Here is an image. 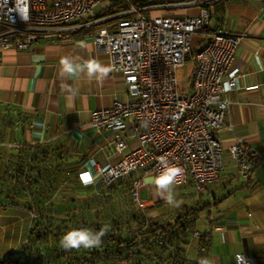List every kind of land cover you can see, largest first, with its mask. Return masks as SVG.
<instances>
[{
  "label": "crops",
  "instance_id": "0c3cea01",
  "mask_svg": "<svg viewBox=\"0 0 264 264\" xmlns=\"http://www.w3.org/2000/svg\"><path fill=\"white\" fill-rule=\"evenodd\" d=\"M107 7L99 5L94 15L84 16L92 23L86 26L43 27L28 48L3 49L0 45V129L11 130V135L0 144L13 148L18 143L61 146L73 163L70 168L59 169L12 167L5 169L6 173L0 168V227L4 228L0 233V254L7 246L18 248L27 226L35 221L96 222L94 215L89 216L95 211L84 209L111 207L107 202L97 205L69 199L68 195L77 197L84 189H68V172L77 175V182L82 181V174L90 175L91 186L97 188L102 176L95 167L120 158L117 140H126L124 153L137 146L138 137L129 132L130 119L122 129H98L91 123V111L108 107L116 100L127 101L130 95L119 72L111 70L101 81L89 79L86 74L68 78L60 75L59 64L63 56H70L77 62L95 59L111 68L105 49L92 41L94 28L112 27L117 20L112 17L115 12L106 13ZM208 9L212 20L206 32H231L240 37L232 62L240 71L238 85L226 95L230 103L217 133L226 143L241 138L264 154V1L221 0L209 4ZM176 11L173 12H184ZM196 11L192 8L185 12ZM193 39L199 45L195 42L198 36ZM132 176L143 178L141 200L134 204L124 202V216L133 205L138 206L144 214L143 225L173 222L185 205L203 208L190 227L172 238L161 232V226L155 233H143L133 218H117L120 222L110 226L112 232L132 239L119 246L121 251L130 253L127 264H189L193 260L198 264L202 257L214 260V264H235L239 252L256 256V264H264V161L245 176L234 167L226 152L224 167L214 182L201 190L194 188L189 177L174 185L176 199L181 201L179 207L170 206L157 195L152 184L154 176L144 174L142 167ZM41 193H45L46 199L39 200ZM103 222L110 225V218ZM5 242L7 246L3 245ZM107 252H112L111 247ZM106 261L115 264L110 256Z\"/></svg>",
  "mask_w": 264,
  "mask_h": 264
},
{
  "label": "built area",
  "instance_id": "2783aa9c",
  "mask_svg": "<svg viewBox=\"0 0 264 264\" xmlns=\"http://www.w3.org/2000/svg\"><path fill=\"white\" fill-rule=\"evenodd\" d=\"M103 1L0 0V45L24 49L43 27L92 24L83 17L94 15ZM110 1L123 9L112 15L117 19L112 27L93 29L92 41L105 49L112 71L121 73L130 99L94 109L91 123L98 129H122L130 119L129 132L138 137V144L124 153L126 140H117L120 158L95 167L102 181L110 183L141 167L144 174L155 177L163 158L184 169L177 184L189 177L194 188L201 190L217 180L226 152L234 167L249 175L264 161V154L241 138L226 143L217 133L230 103L226 95L236 88L240 75L232 64L239 35L205 31L212 20L208 5L221 0H144L140 5L132 0ZM162 8L184 12H159ZM192 8L197 11L185 12ZM145 10L159 13L147 15ZM24 12L27 21L21 18ZM195 36L199 45L194 43ZM187 62L192 67L190 75L184 72ZM81 180L92 182L90 175L82 174ZM142 185L143 178L136 176L132 182L135 201L141 200ZM256 263V256L235 255V264Z\"/></svg>",
  "mask_w": 264,
  "mask_h": 264
},
{
  "label": "trees",
  "instance_id": "16d2710c",
  "mask_svg": "<svg viewBox=\"0 0 264 264\" xmlns=\"http://www.w3.org/2000/svg\"><path fill=\"white\" fill-rule=\"evenodd\" d=\"M132 1L134 4L140 5L144 0ZM107 9L108 11L106 13H114L122 10L123 7L119 3H111ZM10 135L11 130L8 132L6 128L0 129V142H5V137ZM72 166V161L64 155V149L61 146H54L48 143H36L34 145L29 143H18L13 148L12 146L7 147L6 145L0 144V168H3L4 172L6 171L5 169H10L12 167L19 170L35 167L59 169L65 167L70 168ZM133 173L134 172L128 173L110 183L102 181L99 186L95 188L91 186V183H82L80 180L77 182L75 179L77 175H71V173L68 172V189L77 186L83 187L84 189L83 193H78L80 195L77 197L68 195L69 199H76L82 202H97V205H104L105 202H107L111 207L84 209L86 211H95V213L87 215H94L96 222H90V220L76 221L69 224H52L51 222L40 223V221L33 222L27 226L24 241L18 248H7V242L3 244L7 247L5 249L6 251L0 254V264H106V260L109 256L112 263L127 264L130 259V253L121 251L119 246L123 243H130L132 239H128L126 235H119L117 231L112 232V229L102 238L100 247L104 246V248L100 250L84 248L66 250L61 246L60 241L63 235L72 228L87 226V228L99 231L104 225L103 220H108V218H110L111 227L114 226V223L117 224L120 222L117 218H133L138 221L136 225L139 228H137L143 233H155L157 228L161 226V232L167 234V238H172L174 234L179 231H185L186 228L192 225L203 206L197 208L185 205L183 210L177 213L173 222H166L160 225L157 223L145 224L147 229H143L145 225L141 224L144 214L138 206L133 205L131 210L124 216V205H126L124 202L130 201L133 204L135 203V199L132 195V182L135 178L132 176ZM38 198L39 200L40 198L46 199L45 193L39 194ZM72 210L76 209L72 208ZM109 247H111L112 252L108 254L107 249ZM175 250L176 254H178L179 250ZM196 262L197 260H193L190 263L196 264ZM136 263H139V261ZM174 263L176 264V262Z\"/></svg>",
  "mask_w": 264,
  "mask_h": 264
},
{
  "label": "clouds",
  "instance_id": "9594fccd",
  "mask_svg": "<svg viewBox=\"0 0 264 264\" xmlns=\"http://www.w3.org/2000/svg\"><path fill=\"white\" fill-rule=\"evenodd\" d=\"M22 20L27 21L29 16L26 12L22 14ZM78 46H83L79 43ZM60 75L68 78L79 77L81 74H86L89 79L101 81L107 77L112 70L110 67L103 65L95 59H88L82 62H77L76 58L63 56L60 61ZM71 91V89H69ZM161 170L153 177L152 184L156 189L157 195L165 200L167 204L174 207H179L181 201L176 199L174 185L184 175V169L175 164H170L167 160L161 158L159 161ZM110 230V225H104L99 231L87 227H76L68 230L60 241L61 246L66 250L71 249H92L98 248L102 244V238ZM198 264H214V260L202 257Z\"/></svg>",
  "mask_w": 264,
  "mask_h": 264
},
{
  "label": "rangeland",
  "instance_id": "374dc122",
  "mask_svg": "<svg viewBox=\"0 0 264 264\" xmlns=\"http://www.w3.org/2000/svg\"><path fill=\"white\" fill-rule=\"evenodd\" d=\"M112 2L110 0H104L103 2H101L100 6H109ZM183 11L182 9H168V8H162L161 10H159V12H171V11ZM176 11V12H177ZM147 15H153V14H156V13H159V12H156V11H147L145 10L144 11ZM104 24V23H103ZM191 71H192V67H191V64L189 62H187L185 64V69H184V72L186 75H190L191 74ZM217 212V211H216ZM3 227H0V233L2 234L3 232Z\"/></svg>",
  "mask_w": 264,
  "mask_h": 264
}]
</instances>
